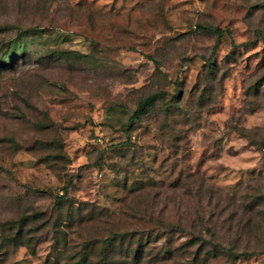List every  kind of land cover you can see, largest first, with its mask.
<instances>
[{
  "label": "rangeland",
  "instance_id": "374dc122",
  "mask_svg": "<svg viewBox=\"0 0 264 264\" xmlns=\"http://www.w3.org/2000/svg\"><path fill=\"white\" fill-rule=\"evenodd\" d=\"M262 38L264 0H0V264H264Z\"/></svg>",
  "mask_w": 264,
  "mask_h": 264
},
{
  "label": "trees",
  "instance_id": "16d2710c",
  "mask_svg": "<svg viewBox=\"0 0 264 264\" xmlns=\"http://www.w3.org/2000/svg\"><path fill=\"white\" fill-rule=\"evenodd\" d=\"M198 28L202 31H208V32H214L216 33L217 37L219 38L221 35H223L224 33L227 34L228 36H231V31L228 28L222 29L219 27H215V28H211V27H207V26H198ZM264 41V38H262ZM232 44H234V42H231ZM247 43H251V41H247L242 43V45H245ZM235 45V44H234ZM158 94L154 93V94H150L147 97H145L144 99H142L138 104L137 107L133 113L134 117H139L142 113H144L149 107H151L155 100L157 99ZM111 241H113L112 237H108L106 240L103 241L104 245H109L111 244ZM80 264H84L81 263Z\"/></svg>",
  "mask_w": 264,
  "mask_h": 264
}]
</instances>
